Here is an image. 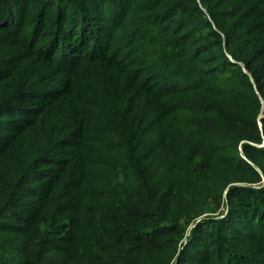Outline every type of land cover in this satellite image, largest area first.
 Returning <instances> with one entry per match:
<instances>
[{
    "label": "trees",
    "instance_id": "16d2710c",
    "mask_svg": "<svg viewBox=\"0 0 264 264\" xmlns=\"http://www.w3.org/2000/svg\"><path fill=\"white\" fill-rule=\"evenodd\" d=\"M0 264H264V0H0Z\"/></svg>",
    "mask_w": 264,
    "mask_h": 264
},
{
    "label": "rangeland",
    "instance_id": "374dc122",
    "mask_svg": "<svg viewBox=\"0 0 264 264\" xmlns=\"http://www.w3.org/2000/svg\"><path fill=\"white\" fill-rule=\"evenodd\" d=\"M223 210H224V213H225L227 209H225V207H224V209H223ZM222 216H224V215H222Z\"/></svg>",
    "mask_w": 264,
    "mask_h": 264
}]
</instances>
